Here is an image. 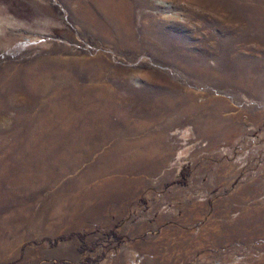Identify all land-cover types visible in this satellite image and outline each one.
Here are the masks:
<instances>
[{
	"label": "rangeland",
	"instance_id": "rangeland-1",
	"mask_svg": "<svg viewBox=\"0 0 264 264\" xmlns=\"http://www.w3.org/2000/svg\"><path fill=\"white\" fill-rule=\"evenodd\" d=\"M0 264H264V0H0Z\"/></svg>",
	"mask_w": 264,
	"mask_h": 264
},
{
	"label": "trees",
	"instance_id": "trees-1",
	"mask_svg": "<svg viewBox=\"0 0 264 264\" xmlns=\"http://www.w3.org/2000/svg\"><path fill=\"white\" fill-rule=\"evenodd\" d=\"M180 172H181L184 176H186V175L188 174V172H189V163H188V162L184 163V164L181 166Z\"/></svg>",
	"mask_w": 264,
	"mask_h": 264
}]
</instances>
